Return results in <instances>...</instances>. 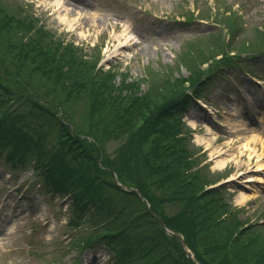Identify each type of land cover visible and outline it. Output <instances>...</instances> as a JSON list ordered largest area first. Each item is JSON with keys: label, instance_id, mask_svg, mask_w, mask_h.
Returning <instances> with one entry per match:
<instances>
[{"label": "trees", "instance_id": "obj_1", "mask_svg": "<svg viewBox=\"0 0 264 264\" xmlns=\"http://www.w3.org/2000/svg\"><path fill=\"white\" fill-rule=\"evenodd\" d=\"M19 10L0 1V157L35 159L43 186L71 196L70 225L88 231L71 247L104 238L115 264H195L166 226L182 235L199 264H264V233L243 228L218 190H205L211 181L190 170L192 152L166 119L185 89L197 92L202 77L234 62L223 39L182 51L187 79L147 70L140 92L138 80L121 74L115 85L117 72L95 70L94 50L63 44ZM259 34L242 40L238 55L264 48ZM54 104L69 124L56 117Z\"/></svg>", "mask_w": 264, "mask_h": 264}, {"label": "rangeland", "instance_id": "obj_2", "mask_svg": "<svg viewBox=\"0 0 264 264\" xmlns=\"http://www.w3.org/2000/svg\"><path fill=\"white\" fill-rule=\"evenodd\" d=\"M48 1L17 2L29 5L45 26L68 42L84 49L92 45L99 46L103 55L101 66H120L134 78L143 76L146 67L157 69L159 65L174 66L177 54L189 41L206 39L195 46L197 50L201 49L200 46L206 49L209 48L206 37L220 35L230 46L229 55L235 57L242 40L253 39L256 30L261 31L259 36H264V0H87L92 3L90 14L96 19L86 33L87 26L79 30L75 25L65 28L58 23L52 17L51 9L46 8ZM15 5L9 6L14 10ZM25 5L23 7L30 11ZM25 14L24 11L22 15ZM218 14L222 16L223 24L217 21ZM200 16L204 19L200 20ZM115 21H120L121 25L115 26ZM227 22L237 27L234 26V37L227 31ZM123 29L126 30V37L135 36L136 45L126 49L119 46L118 37H121ZM143 47L146 49L142 50ZM218 58L220 54L216 55ZM239 61L235 64L239 68L238 75L215 80L201 96L200 101L209 110V122L216 120L218 123H212V128L208 130L215 134L210 132L208 135L205 133L207 130L189 129V142H193L199 149L198 154L206 159L209 174L222 172L220 174L225 176L228 173L226 179L222 180L226 189H218L216 194L226 209L235 213L237 219L251 225V229L264 233V146L247 142L252 141L248 136L241 140L248 132L237 135L238 128L234 126L238 124L239 116L230 108L232 100L221 98V95L227 94L240 99V91L245 90L252 93L249 99L258 109V116L262 120L259 128L264 131V53L254 62L244 60L242 55ZM250 71L259 76L262 86L253 82ZM177 75L186 76L185 68L175 71L174 76ZM245 82L248 84L243 85ZM237 86H240V91ZM190 106L182 112V116L185 112L200 113L198 108L190 111L193 109ZM187 117L186 113L183 118L185 122L188 121ZM194 121L197 119L194 118ZM261 139L264 141V138ZM198 154H195L196 161L200 159ZM19 170H7L4 160L0 161V220L9 218L14 221L9 234L0 236V264H45L50 252L57 247L62 249L69 240L68 236L74 232L65 226L70 209L62 206V203L68 200L59 201L58 195L54 198L52 193L41 191V188L39 191L37 187L40 186V179L31 167ZM26 185L29 186L25 193L23 187ZM240 195L245 197L244 200L239 199ZM30 201H34V204ZM25 208L28 210L19 217L17 210ZM258 222L261 224H255ZM101 254L111 255L104 244L92 250L94 256ZM77 260L88 261L86 256L81 257L77 251H73L64 257L63 264H72Z\"/></svg>", "mask_w": 264, "mask_h": 264}, {"label": "bare ground", "instance_id": "obj_3", "mask_svg": "<svg viewBox=\"0 0 264 264\" xmlns=\"http://www.w3.org/2000/svg\"><path fill=\"white\" fill-rule=\"evenodd\" d=\"M46 7L48 9H51L52 17L58 23H61V25H63L65 28H71L72 25H75V28L79 30L84 29L85 26L89 27L84 31L85 33L90 29L96 19L95 16L91 15L89 12L92 5L84 0H50L46 3ZM69 15H74L75 17H69ZM114 25L120 26L121 22L115 21ZM125 31L126 30L123 29L121 37H118V44L124 49L132 47L133 44H137V39H135V36L126 37V35L124 34ZM145 49L146 48L144 47L142 48V50ZM237 114H239L240 116V113H238V111ZM237 121L238 124L234 126L238 128V130L236 131L238 132L237 135H243L244 130L248 132L243 135L241 140L245 139L248 136V138L252 139V141L247 142L258 143L264 146V141L261 139L264 135L261 134V130H259V128L253 127L250 129H246L247 126L243 127V125L248 124V121L244 118H240ZM239 126H241V128H239ZM206 133L209 134L208 132ZM244 198L245 197H243L242 195H240L239 197L240 200H244ZM84 256H86V258L89 260L93 255L91 252L87 251L84 253Z\"/></svg>", "mask_w": 264, "mask_h": 264}]
</instances>
